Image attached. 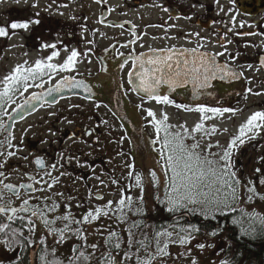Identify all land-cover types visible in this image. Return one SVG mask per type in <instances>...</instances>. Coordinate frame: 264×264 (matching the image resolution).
I'll return each mask as SVG.
<instances>
[{
	"label": "flooded vegetation",
	"instance_id": "flooded-vegetation-1",
	"mask_svg": "<svg viewBox=\"0 0 264 264\" xmlns=\"http://www.w3.org/2000/svg\"><path fill=\"white\" fill-rule=\"evenodd\" d=\"M86 1L93 7L94 12L78 14L76 20L79 24L75 25L68 19H58L52 16H48L45 24L47 27L46 41L49 43L57 40L63 42L58 45L60 55L54 59V63H62L70 54L71 49L78 51V62L74 71L55 73L52 80H48L45 76L44 88H34L23 98L21 97L9 107L8 113L12 118L15 113L12 110L18 104H22L25 97L32 93H42L46 88L55 85L56 81L63 76H72L77 80H82L89 86L91 93L84 91L59 97L55 102L44 101L35 108L34 112L24 115L23 119L11 121L9 115L4 113L0 115V121L5 122L7 131H10L14 137L13 144L19 149L22 145L18 127L41 111L46 114L42 121H36L33 126H45L48 132L55 133L51 137L55 145L48 152L45 149L37 150L36 146L41 141H37L35 133L32 139L25 140V145L32 155L30 169L22 170L16 166L17 154L12 157L7 156V151H17L16 148L0 149L5 152L4 156H0V163H4L0 171L6 174V178L0 179H4V183L13 184L17 188L22 184H32L34 188H39L40 183L37 181H41L40 177L44 173L51 172V177H43L41 186L47 185L43 181L52 182L53 178L58 177V182L54 185L69 182L67 185H71L73 190L80 195V198L78 197L74 202L75 204L84 202V194L88 198L93 196L94 199L100 201L102 199L96 197L98 194L103 197V194L94 189L96 186L92 187L89 179L99 168L101 161L106 159L112 148H110L111 143L115 141L108 138L113 135L110 122H116L128 140L131 131L136 127L149 124L148 122L143 123V119H147V112L144 109L158 111L161 114L169 111L199 114L195 110L185 111L174 105L157 104L154 100L148 99L147 95L134 90L130 81L131 79L135 81V77L128 75L129 71L133 72L135 69L132 67V58L141 54L151 56L154 54L153 50L172 49L176 54L202 45L200 51L217 53L224 52L225 48L222 45L226 46L227 53L218 56L217 62L229 63L238 74L236 78L221 80L217 77L210 81L209 87L199 95L193 94L191 84L177 87L174 91L169 90L167 85H162L159 94H167L176 103L188 105L193 109L197 104H201L209 107H232L240 111L243 107L253 108L251 113L259 111L258 107L264 110V98L260 103L253 102L247 105L250 98L258 96L253 93H260V86L263 85L264 90V67L259 64V58L264 56V0H219L218 3L217 0H102L100 3L96 0ZM113 1L117 3L114 5ZM193 5L196 6L193 7ZM230 9L232 11H229ZM10 13L7 12L10 22L19 20L15 16L18 13L14 11L12 15ZM233 16L236 17L235 22L232 21ZM241 22H243V27H241ZM39 27L40 25L32 26L33 30L28 33L26 39L35 40ZM229 29L232 30L229 31ZM245 33L255 34L246 35ZM12 36L0 37L1 43H5L4 48L8 47ZM229 40L232 42L228 43ZM37 47L36 44L33 45V49L37 50ZM13 48L12 45L9 49ZM41 50L46 52V57L51 53V49ZM228 53L234 56L239 53V56L233 61ZM184 54L187 55L186 52ZM35 60L37 59L34 58L30 65ZM122 63L124 64L123 69L120 68ZM250 64L253 67L249 68ZM241 73L242 75H239ZM249 88L252 89V93L246 95L245 90ZM97 105L100 106L97 107ZM137 105H142V107L138 109ZM240 111H237L235 115ZM50 113H55V115ZM139 113L144 116L139 117ZM225 114L232 115L231 113ZM88 132L91 135L85 134ZM6 136L7 132L0 130V141H3ZM257 139L263 138L258 137ZM252 141L249 144L251 148H254L256 142ZM32 143L35 145H30ZM37 157H41L44 161L45 166L42 170L36 168L35 159ZM53 164L57 169L51 167ZM142 176L146 181L144 183H148V173L144 172ZM98 177L100 178L99 175ZM104 177L105 174L101 176V178ZM103 180L107 183L109 179L105 177ZM100 181L97 185L102 183ZM66 188L67 193L72 191L71 188ZM19 191L21 194L19 199L6 191L4 202L10 199L13 206L19 207L22 199H27L29 196L33 197L29 201L30 205L44 202L40 191H32L28 188H19ZM15 224L20 225L19 221ZM76 226L72 225L73 229L77 228ZM24 231L27 232L26 229ZM19 247H16L17 254ZM36 248L32 251L35 257L29 264H38Z\"/></svg>",
	"mask_w": 264,
	"mask_h": 264
},
{
	"label": "snow or ice",
	"instance_id": "snow-or-ice-1",
	"mask_svg": "<svg viewBox=\"0 0 264 264\" xmlns=\"http://www.w3.org/2000/svg\"><path fill=\"white\" fill-rule=\"evenodd\" d=\"M16 2L19 3V0H16ZM96 2L100 3L102 0H96ZM218 2L219 0H217ZM37 6L36 3L32 5V7ZM195 6L193 5V7ZM60 7H66V5H60ZM229 11L232 10L230 9ZM39 15L40 13L37 12L33 18L22 21L14 20L7 25H0V37L17 35L18 30L31 32L33 25H40L41 23L38 18ZM186 18L190 19V17ZM235 19L236 17L233 16L232 21L235 22ZM243 26V22H241V27ZM231 30L229 29V31ZM245 34L253 35L255 33ZM36 39L41 49H51L50 55L44 59L35 60L32 65H29L28 61H24L23 64L16 65L11 73L0 79V109H3L4 114L9 115V118L11 116L8 110L4 108V105L12 102L13 97L17 93L24 97V94L32 87L44 88L45 76L48 77V80H52L55 73L72 72L78 62L79 53L73 48L62 63H54V59L60 55L58 45L63 42L57 40L49 43L40 37ZM231 42V40L228 41V43ZM252 46L255 47V45ZM201 47L203 46L198 45L197 48L185 49L183 52L176 54L173 53L172 49L153 50L154 54L151 56L141 54L132 58V67L136 68L137 71L135 73L129 71L128 75L129 77L135 75V81H130V83H135L137 91L143 92L148 99L154 100L157 104L174 105L178 109H184L185 111L195 110L201 114V122L196 123L189 130L183 124L178 126L169 125L167 123L169 118L166 113H162V118L157 119L155 112L151 109H144L147 112V116L152 118L149 122L153 125L156 133V139H153L151 143L160 144L159 155L163 160L161 168L165 176V192L164 200L160 202L167 205V211L170 213L181 210L193 213L198 212L205 219H211L217 213L223 215L225 210L235 211L232 206L240 200L252 201L256 197L264 200V194L258 192L253 180L249 179L247 184L241 181L234 164L236 154L246 143L258 137L264 138V110L255 111L249 115L246 121L239 125L237 134L231 136L226 146H221L217 142L216 144L207 143L206 146L202 147L200 140L197 139V133H202L201 139L204 136L210 137L217 133L215 125L211 129L205 128L203 121L212 118L208 114L223 116L225 113H231L235 115L240 110L232 107H209L201 104H197L193 109L188 105L176 103L167 94H159V89L162 85H167L169 90L174 91L177 87L191 84L193 94L199 95L203 93L204 89L209 87V82L217 77L223 80L238 76L229 63L221 64L217 62L218 56H223L227 53L226 46L222 45L225 48L224 52L217 53L200 51ZM228 56L234 61L239 56V53L235 56L228 53ZM259 64L264 67V56L259 58ZM123 67L124 64L122 63L120 68L123 69ZM248 67L251 68L253 65L250 64ZM239 75H242V73ZM36 81H39V83ZM65 87H82L86 92L91 93L89 86L84 84L82 80H77L72 76H63L56 81L53 87L48 88L46 93H32L24 98L23 104H18L12 111L16 112L19 110L20 118L23 119V113L31 111L35 107L32 103L33 101H43L46 95L51 96L54 92L58 93ZM248 93H252L251 88L245 90V94L247 95ZM253 94L261 95V93ZM99 106L97 105V107ZM141 107L142 105H137L138 109ZM50 114L55 115V113ZM173 128H178L179 130L173 131ZM0 130L7 132L5 139L0 141V149L16 148L17 151L6 152L8 157L15 156L21 149L13 144L14 137L10 131H7L3 121H0ZM224 131H227V129H224ZM52 134L55 135V133ZM85 134L91 135L90 132ZM188 139L193 142L191 144L186 143ZM42 143H46V141H42ZM213 148L219 149V151H213ZM4 155L5 152L0 151V156ZM23 159H28V157L25 156ZM35 164L41 168L45 166L41 157L35 159ZM257 165H264V156L257 158ZM3 167L4 163H0V169H3ZM51 167L55 169L56 165L53 164ZM127 167L131 169L133 165H127ZM255 173L259 174V185L264 186V168L256 167ZM149 174L152 177V183L155 184V171ZM46 175L51 177V172L46 173ZM61 175H64V173H61ZM128 175L129 177L134 176L135 185L140 187L141 193H143L142 175L133 171H129ZM0 178H6L4 171H0ZM58 179V177L53 178L52 182L43 181V183H46L47 188L51 189L58 182ZM42 180L43 178H41ZM41 181H37V183H41ZM112 183L115 184L117 181L113 180ZM0 185H2L0 187V245L8 248H12L14 245L31 248L35 241L30 237L36 232L38 223L47 229L45 235L39 238L38 243L45 245L46 237L52 236L56 244L59 245L71 238L72 234L86 241L82 228L73 229L72 225H82L90 221H96L101 214L108 216L110 210L114 214L120 213V215H116V219L121 222H126L127 220L126 215H123L125 209L131 210L135 206L137 213H143V197L138 198L137 202L133 200V197L125 196L122 190L118 201L109 200L102 208L97 207L94 210H89L80 219H77L71 211H68L70 208L68 204L63 206L66 210L64 214L49 218V213H56L61 207L51 197H44L43 203L30 205L29 201L33 197L29 196L27 199H22L19 207L13 206L10 199L4 202V193L6 191L11 192L12 195L19 199L21 198L19 188L44 191L43 187L34 188L32 184H22L17 188L13 184L4 183V179H0ZM56 195L63 196V193H56ZM96 198L102 199L103 197L98 195ZM69 199H72V197H69ZM114 204L116 205L115 208H113ZM241 214L247 219L240 221L234 219L232 223H247L248 227L242 229L245 235L255 231V219L253 218L258 219L261 227L264 228V216L256 217L255 213L247 214L243 212V209H241ZM17 221L21 225L20 229L13 226ZM58 224L63 226L54 227V225ZM25 227L28 230L27 235L23 231ZM132 227L140 229L142 226L134 221ZM106 231L107 237L104 239L103 249L101 245L95 243L91 245L85 243L80 248L73 247L71 249L73 255L67 258L68 264H160L162 258L169 255V243H179L181 246L186 245L194 238L192 233L199 232V228L189 226L188 229L181 228L179 233L167 230L156 231L151 236L145 232L141 234V239H137L136 233L131 229H125L128 233L126 240L122 239L120 233L116 230L109 228ZM210 234L213 236L217 235L215 231ZM174 236L176 237L175 239H173ZM153 242L155 244L154 249L152 248ZM122 245L127 250H124ZM205 246L204 244L197 245L201 249ZM87 248H90L91 251H87ZM97 252H99V255H97ZM39 261L40 264H63V260L56 257V248L49 250L47 247H42ZM192 264H196V261L193 260ZM221 264H230V262L222 260Z\"/></svg>",
	"mask_w": 264,
	"mask_h": 264
},
{
	"label": "rangeland",
	"instance_id": "rangeland-1",
	"mask_svg": "<svg viewBox=\"0 0 264 264\" xmlns=\"http://www.w3.org/2000/svg\"><path fill=\"white\" fill-rule=\"evenodd\" d=\"M33 3H36L37 7H32ZM114 5L117 3L113 1ZM51 5V7H49ZM60 5H66V7H60ZM18 13L15 14L16 19L19 18L18 21L26 20L29 18H33L35 13L39 12V19L42 21L40 23V27L38 28L34 39H26L28 37V33L23 30H18L17 35H13L11 40L8 43V47L10 48L12 45L14 48L10 50L8 47L4 48V44L0 41V79H2L5 75H7L17 64H23L24 61H28L29 65L34 58L43 59L46 57V52H42L39 47V42L36 39L40 37L41 39L46 41V21L49 17L58 18V19H68L75 25L79 24V21L76 20L78 14H92L94 12L93 7L86 0H19V3L16 0H0V25H7L10 23L8 19L7 12ZM62 13V15H61ZM74 17V19H73ZM53 25L52 23L50 24ZM34 26V25H33ZM37 45V50L33 49V45ZM64 51V50H63ZM64 53V52H63ZM66 53V52H65ZM27 57L29 60H27ZM65 57H63L64 59ZM39 83V81H36ZM261 85V84H260ZM263 86V85H262ZM259 87V92L261 95L257 97H252L247 101V105L253 104V102L260 103L264 98V90L263 87ZM34 88L32 87L24 94V96L30 93ZM21 96L17 93L13 97L12 102H8L4 105V108L7 110L10 106L15 104ZM23 98V97H22ZM260 110H263L262 107H258ZM11 111V110H10ZM253 108H244L237 115H228L224 114L223 116L217 115H209L212 118L203 121L206 129H211L213 125L217 128V133L212 136H204L201 139L202 133H197V139L200 140L202 147L206 146L207 143L216 144L219 142L221 146H226L228 141L230 140L232 134H237L239 125L246 121L247 117L251 115ZM156 113V118L160 119L161 113L158 111H153ZM4 113L3 109H0V115ZM46 112L41 111L34 117L28 119L24 125L18 127V135L21 139V147L20 151L17 152V156L15 157L16 166L22 170L31 168V157L32 155L29 152V149L25 145V140L32 139L34 133L36 134L37 141H41L40 144H36L37 150H46L50 151L51 148L54 147L55 144L51 141L52 131L48 132V128L44 127H34V123L36 121H42ZM168 116L167 123L169 125H181L183 124L186 128L191 130L195 126L196 123L201 122L200 116L201 114H192V113H172L167 112ZM144 116L142 113H139V117ZM152 118L147 116V119H143L146 123L145 126L136 127L133 131H131L128 136V140L124 137L122 130L118 127L117 123L110 122V128L113 135L108 136L109 139H114L115 141L111 143L110 151L105 160H102L99 168L94 172L92 177L89 179L90 183L93 186H96L94 189L101 191L103 194V198L100 201H97L93 198H88L85 194V200L83 203L75 204L78 197L80 196L75 192L71 185H67L69 182L60 183L59 185H53L51 189L47 188V185L41 186L42 183L39 184V188L43 187L44 191H40L41 197H51L56 203L60 204L61 207L57 210L56 213H49V218L54 217L56 215H62L65 213L64 205H70L68 211H71L73 216L77 219H80L84 214H86L89 210H94L97 207H103L107 201H118L121 197V191L125 196L133 197L134 201L138 202V198L143 197V201L149 202V199L152 201H161L164 200V182L165 176L164 171L161 168L163 164V160L159 155L160 144H153L151 141L156 139V133L154 131L153 125L149 122ZM39 127V128H38ZM106 127V131H107ZM227 129V131H224ZM173 131L179 130L178 128H173ZM107 139V138H106ZM34 140V139H33ZM256 140V141H255ZM252 142H256L254 148H251V143H247L244 147L239 150L236 154L234 164L236 170H238V175L241 181L244 184H247L248 180L251 179L255 183L257 190L259 193L264 194V186L259 185L258 175L255 173L256 167L264 168V165H257V158L260 156H264V138L263 139H255ZM42 141H46V143H42ZM147 141V143H146ZM193 141L188 139L186 143L191 144ZM35 145V144H30ZM24 146V147H23ZM213 151H219V149L213 148ZM111 152V153H110ZM28 157V159H23V157ZM127 165H133V168L127 167ZM57 169V168H55ZM129 171H138L143 175L144 172L148 173L147 180L148 183H144L145 178L143 177V193H141V188L135 185V179L133 177H129ZM155 171L156 173V183H152V177L149 174L150 172ZM105 174L109 180L107 183L101 178L102 175ZM100 176V178L98 177ZM46 173L43 174L40 178H43ZM101 180L102 183L97 185V182ZM113 180H116L117 183H112ZM100 181V182H101ZM62 185V186H61ZM69 187L72 191H68ZM56 193H63V196H58ZM72 197V199H69ZM83 197V196H82ZM80 198V197H79ZM116 205H113L115 208ZM166 210L167 205L165 204ZM233 208H247L254 212L263 213L264 214V200L259 199V197L254 198L252 201H247L246 199L240 200L239 202L233 204ZM133 208V207H132ZM229 211V210H225ZM185 212L181 210L179 212H175L177 214H181ZM116 215H120V213H113L111 210L108 216H104L103 214L96 221H90L86 224L80 225L84 234L86 236V241L81 239V245L87 244L91 245L93 243L98 244L101 242V238L105 237L107 234V229L110 228L111 225L116 224L118 220L116 219ZM116 222V223H115ZM60 226L62 224L54 225V227ZM24 231V230H23ZM47 232V229L42 226V224H37L36 232L30 237L35 243L32 248H36L38 244L39 238L44 236ZM24 233H28L24 231ZM75 234L71 235L66 242L63 244H56V241L52 236H47L46 241H50L53 248H56V257L63 260V264H68L67 258L73 255L71 249L73 246H68V243H71L72 238H74ZM50 244V245H51ZM198 244L206 245L203 249L198 248ZM224 242L221 239L215 238H205V237H194L190 240V242L184 246H179L176 248V254L180 259L181 264H192L193 260L196 261V264H217L218 260L221 258L222 253L221 249L225 247ZM48 247V244H45ZM18 245H14L12 248H8L6 246L0 245V264H11L17 258V247ZM76 248H80L79 246ZM50 249V248H49ZM175 249V247H174ZM32 250V251H33ZM89 250H91L89 248Z\"/></svg>",
	"mask_w": 264,
	"mask_h": 264
},
{
	"label": "trees",
	"instance_id": "trees-1",
	"mask_svg": "<svg viewBox=\"0 0 264 264\" xmlns=\"http://www.w3.org/2000/svg\"><path fill=\"white\" fill-rule=\"evenodd\" d=\"M142 207V214L136 212L135 206H133L131 210L125 209L123 215H126L127 217L126 222H115L116 224L111 225L110 229L118 231L121 238L126 240L128 233L125 229H131L136 233V238L141 239V234L145 232L148 233L149 236L153 235L156 231L162 232L165 230L179 233L181 228L188 229L189 226H195L199 228V232H193V237H210L219 240L221 239V241L224 242L225 245H223L225 247L221 249L222 256L217 264H221L222 260H228L230 264H264V228L261 227L259 220L253 218L255 219V231L247 235L242 231V229L248 227L247 223H232L234 219L238 221L247 219V217L242 216L241 209L247 214L255 213L256 217L264 216L263 213L254 212L244 207H236L234 208L235 211H226L223 215L217 213L214 218L205 219V217L198 212L193 213L185 211L181 214L170 213L166 210L165 204L158 200L152 201L149 199V202L143 201ZM134 221L138 222L142 227L140 229L133 228L132 224ZM13 226L17 229H20L21 227L19 224H14ZM76 227L81 228L80 225H77ZM24 229L27 230L26 227ZM213 231H215L217 235H211L210 233ZM73 236V241L68 243V246L81 247V238L76 235ZM106 237L107 234L105 237L101 238V242L98 243V245H101L102 249ZM175 238L176 237L174 236L173 239ZM50 241L45 242V244H48L49 242V245H47L48 249L53 248ZM37 245V259L35 258L37 261H35L40 264V249L46 247V245H40L39 243ZM179 246H181L179 243H169V255L163 257L160 264H181V258L176 254V248ZM122 248L127 250L123 245ZM152 248H155L154 242ZM32 250V247L28 248L20 246L17 259L11 264H29V262L35 257L33 256ZM86 250L89 252L91 251L89 248ZM133 251L135 250L133 249ZM97 255H99V252H97Z\"/></svg>",
	"mask_w": 264,
	"mask_h": 264
},
{
	"label": "water",
	"instance_id": "water-1",
	"mask_svg": "<svg viewBox=\"0 0 264 264\" xmlns=\"http://www.w3.org/2000/svg\"><path fill=\"white\" fill-rule=\"evenodd\" d=\"M153 55V54H151ZM149 56V55H148ZM137 71V69L135 68L133 73H135ZM135 77V75H133ZM132 81V79H131ZM84 84H86L84 82ZM133 88L136 92H139V93H142L144 94L143 92H140V91H137L136 90V87H135V84H133ZM53 87V86H52ZM51 88V87H50ZM47 90V89H46ZM46 90H44L43 92L46 93ZM85 90L82 88V87H77V88H69V87H65L64 89H62L60 92H54L51 96H45V99L43 101H33L32 103L35 105V107L31 110V111H26L23 113V116L24 115H28V114H31L32 112L35 111V108L42 102L44 101H49V102H55L59 97H62V96H66V95H70V94H76V93H83ZM20 118V115H19V110H17L13 117L11 118V121L13 120H16V119H19ZM37 169H43L41 168L40 166L36 165ZM100 196V195H99Z\"/></svg>",
	"mask_w": 264,
	"mask_h": 264
},
{
	"label": "bare ground",
	"instance_id": "bare-ground-1",
	"mask_svg": "<svg viewBox=\"0 0 264 264\" xmlns=\"http://www.w3.org/2000/svg\"><path fill=\"white\" fill-rule=\"evenodd\" d=\"M27 59H28V57H27Z\"/></svg>",
	"mask_w": 264,
	"mask_h": 264
}]
</instances>
